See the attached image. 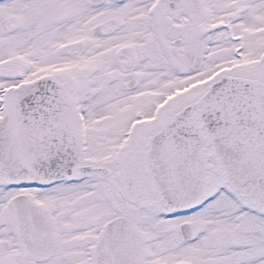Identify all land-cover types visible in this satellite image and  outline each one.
<instances>
[{
    "label": "snow or ice",
    "instance_id": "6c2138e0",
    "mask_svg": "<svg viewBox=\"0 0 264 264\" xmlns=\"http://www.w3.org/2000/svg\"><path fill=\"white\" fill-rule=\"evenodd\" d=\"M0 264H264V0H0Z\"/></svg>",
    "mask_w": 264,
    "mask_h": 264
}]
</instances>
